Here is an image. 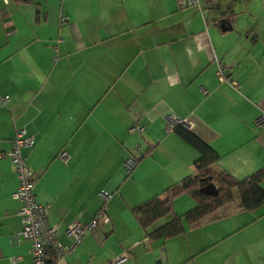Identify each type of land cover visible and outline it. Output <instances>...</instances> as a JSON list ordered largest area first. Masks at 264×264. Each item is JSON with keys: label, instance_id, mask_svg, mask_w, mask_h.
Listing matches in <instances>:
<instances>
[{"label": "crops", "instance_id": "obj_1", "mask_svg": "<svg viewBox=\"0 0 264 264\" xmlns=\"http://www.w3.org/2000/svg\"><path fill=\"white\" fill-rule=\"evenodd\" d=\"M195 1L0 0V153L15 129L33 135L21 153L65 248L67 225L91 220L109 194V222L57 264H110L123 249V264H264V204L219 205L168 238L148 232L171 213L144 229L131 210L195 173L198 152L165 130L170 117L218 155L211 170L242 179L264 166V0ZM15 185L2 154L0 264H32ZM194 205L180 193L172 212Z\"/></svg>", "mask_w": 264, "mask_h": 264}, {"label": "trees", "instance_id": "obj_2", "mask_svg": "<svg viewBox=\"0 0 264 264\" xmlns=\"http://www.w3.org/2000/svg\"><path fill=\"white\" fill-rule=\"evenodd\" d=\"M173 129L197 150L195 173L163 189V198L155 194L131 208L144 229L157 218L171 213L168 221L148 232L149 237L168 238L178 235L186 226L195 223L222 204L227 203L249 211L264 204V190L259 185L264 178V166L242 179H236L224 171H213L210 166L217 160L218 155L181 124H175ZM206 183L214 185L215 194H206L199 190ZM233 188L236 189L235 196L232 194ZM180 193L192 197L195 205L178 215L172 212V199ZM49 256L52 254L49 253Z\"/></svg>", "mask_w": 264, "mask_h": 264}, {"label": "built area", "instance_id": "obj_3", "mask_svg": "<svg viewBox=\"0 0 264 264\" xmlns=\"http://www.w3.org/2000/svg\"><path fill=\"white\" fill-rule=\"evenodd\" d=\"M6 1V0H5ZM195 0H184L180 5L195 3ZM64 18L65 14H61ZM58 39L51 44V48L56 51ZM218 67V79L227 80ZM232 86L236 85L235 81H229ZM7 95L0 96V100L6 102ZM179 122L176 117H170L165 123V130H171L175 124ZM257 122L264 125V113H260ZM141 131V125H134L130 130ZM33 143V135L26 134L23 128L15 129L14 136L9 140L8 147L0 153L6 156L11 164L16 177V185L11 193V197L18 202L16 213L20 217L21 229L20 235L28 243V252L32 259V264H57L61 253L64 250L72 251L81 241L84 233L101 224L109 222L108 214L105 210V200L109 197L108 192L101 191L102 201L96 210L94 217L89 221H79L77 219L71 221L66 227V235L70 238V245L65 248L55 238L56 228L48 222V205L35 200L33 193L34 177L32 169L26 164L21 148L30 146ZM65 152L61 153V158H65ZM135 164V160L128 157L126 166L131 167ZM48 253H51L50 257ZM129 256V252L121 250L114 254L110 260V264H123Z\"/></svg>", "mask_w": 264, "mask_h": 264}, {"label": "water", "instance_id": "obj_4", "mask_svg": "<svg viewBox=\"0 0 264 264\" xmlns=\"http://www.w3.org/2000/svg\"><path fill=\"white\" fill-rule=\"evenodd\" d=\"M199 190L203 193H206V194H215V187L212 183H206L202 186L199 187ZM162 255L159 254V258L157 259V262L161 259Z\"/></svg>", "mask_w": 264, "mask_h": 264}]
</instances>
